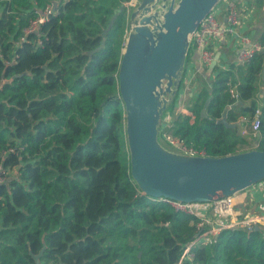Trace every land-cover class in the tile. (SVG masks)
<instances>
[{
    "label": "trees",
    "instance_id": "obj_1",
    "mask_svg": "<svg viewBox=\"0 0 264 264\" xmlns=\"http://www.w3.org/2000/svg\"><path fill=\"white\" fill-rule=\"evenodd\" d=\"M54 1L0 0V161L17 171L0 184V264H35L43 242L44 264H179L199 218L144 194L125 152L119 71L129 0H59L21 41L34 8ZM212 69L188 106L195 118L180 113L168 136L210 157L264 150V52ZM228 106L229 124L261 109L256 144L218 122ZM189 253L181 264H264V228L224 229Z\"/></svg>",
    "mask_w": 264,
    "mask_h": 264
},
{
    "label": "water",
    "instance_id": "obj_2",
    "mask_svg": "<svg viewBox=\"0 0 264 264\" xmlns=\"http://www.w3.org/2000/svg\"><path fill=\"white\" fill-rule=\"evenodd\" d=\"M153 1L142 0L129 16L132 31L122 50L119 71L131 149V172L136 183L144 194L153 198L205 203L232 196L261 182L264 180V150L254 149L224 157L183 158L161 148L158 126L169 106L167 96L171 98L176 94L189 37L221 0H179L177 6H170L164 13L163 25L151 29L148 24L155 16L139 20L137 15L139 10H151L149 4ZM175 79L176 88H173ZM231 107L225 109L218 122L229 127L240 126V123L227 122ZM46 248L43 242L39 253L31 252L35 264H44L42 258Z\"/></svg>",
    "mask_w": 264,
    "mask_h": 264
},
{
    "label": "built area",
    "instance_id": "obj_3",
    "mask_svg": "<svg viewBox=\"0 0 264 264\" xmlns=\"http://www.w3.org/2000/svg\"><path fill=\"white\" fill-rule=\"evenodd\" d=\"M59 0L47 4L43 8L35 7V17L30 21V24L24 29L25 36L21 38V41L25 40L26 36L34 31H37L40 26L45 23L50 15L54 14L55 9L58 5ZM142 0H129L125 3V7L129 14H132L138 7ZM179 0H154L149 4L151 10L143 11L139 10L137 18L140 20L144 16L155 17L148 26L153 29L154 26H162L164 21V13L168 11L170 6H177ZM219 5V4H218ZM218 5L201 21L196 30L189 37L188 48H193L199 51L200 59L204 67L216 65L218 60L215 51L214 43L220 39H225L228 35L238 34L243 24V19L240 11L235 7L228 8L226 15L223 20H220L217 11ZM143 13V15H140ZM132 25L130 21L127 24L124 47L127 45L129 34L132 31ZM241 39V46L238 47L237 51V62L238 64H245L251 60L257 52H264V46L260 43L252 40V37L247 34L239 35ZM230 94L236 101L239 99V93L236 86L230 88ZM168 103L173 100V96L168 95ZM169 113V106L164 110L163 114ZM260 115L261 109L258 108L249 122L242 120L240 126L242 128V134L251 135L256 134L260 128ZM164 116V115H163ZM162 116V117H163ZM194 119V118H193ZM170 144L180 147V150L184 153L192 156H206L204 153H199L193 149H188L179 143L177 139L168 138ZM14 147L9 148V152H15ZM6 152L5 154L9 153ZM4 154V155H5ZM10 172L16 174V170H10L0 161V184L6 183L12 177ZM260 190H264V180L253 185ZM252 187V186H251ZM164 201L170 203L175 210L188 213L190 215L199 218L197 223L198 236L189 244L186 248L180 263L183 259L190 257V249L196 243H210L212 242L224 229L230 228H243L248 231L255 230L256 227L264 228V201L257 203L253 209L249 210L246 214H242L236 208V202L234 195L222 198H216L211 202L205 203H186L181 201H174L164 199Z\"/></svg>",
    "mask_w": 264,
    "mask_h": 264
},
{
    "label": "crops",
    "instance_id": "obj_4",
    "mask_svg": "<svg viewBox=\"0 0 264 264\" xmlns=\"http://www.w3.org/2000/svg\"><path fill=\"white\" fill-rule=\"evenodd\" d=\"M219 4L221 5H218L217 11L219 12L218 17L220 20L224 19L228 8L235 7L240 11L242 15L243 24L238 34L228 35L225 39H220L214 43L218 58V60L216 61V65L204 67L200 59L199 51L196 49L193 50V55L191 57L190 63L187 66V69H189V73L190 70L192 72L195 71L200 80H206V83L210 82V84L217 74V72L214 71L212 67L218 66L222 69H225L231 64H238L237 51L238 47L241 46V39L239 35H250L253 41L259 43V38L262 34V30L264 29V0H221ZM210 78L212 79L208 81ZM175 108L176 109L172 111L170 106V114H163V117L165 118L163 119V124H166V126L173 124V122L179 115L177 113L180 110L179 105L176 104ZM170 115L172 117V122L171 124H168ZM250 123L251 122H248L247 124ZM245 193H247L250 201H252L251 206L252 204H254V206H257V203L264 201V190H260L255 186L249 187L248 191H246ZM236 195L237 193L234 194V198H236ZM187 259H190V257H188Z\"/></svg>",
    "mask_w": 264,
    "mask_h": 264
},
{
    "label": "rangeland",
    "instance_id": "obj_5",
    "mask_svg": "<svg viewBox=\"0 0 264 264\" xmlns=\"http://www.w3.org/2000/svg\"><path fill=\"white\" fill-rule=\"evenodd\" d=\"M219 5H221V4H219ZM127 14H129V13H127ZM129 16H131V14H129L126 17L125 26L129 22ZM125 29H126V27H125ZM123 34H125V32ZM180 74H181L180 76H182V70L180 71ZM211 79L212 78H210L208 81H210ZM177 80H178V78H177ZM177 80L176 79L174 80L173 88H176L175 82H177ZM204 85L209 86L210 82L206 83V80L205 81L203 79L200 80L195 71L192 72L190 70V73H189V69L186 70L185 82L183 84V88L181 90L180 96L178 97V99L176 101V104H178L180 107V110L177 112L178 114L190 113V115L192 116V119L195 118V114L190 112L188 106L190 105L191 100L196 95H198L202 92ZM169 108H170V105H169ZM163 119H165V118L161 117L160 124L158 126L159 127L158 142H159L161 148L170 155H174L177 157H183V158H194V156L180 151L176 146L169 143L168 138H170V137L168 136V133H167L168 130L166 131V129H165L166 124H163L164 123ZM243 120H245L246 122H249L251 120V118L246 117ZM171 122H172V117L170 115L168 124H171ZM126 124H127V118H126ZM124 135H125V141H126L125 152L127 154H129V156L131 157V149H130L129 142H128V134H127L126 127L124 129ZM248 137H249V139L252 140V142H254V144H256L259 141V132H257L256 134H251ZM246 147H249V146H246ZM10 175H12V172H10ZM246 191H248V188L245 190H242V192H240V193L238 192L236 195V198H235L236 199V205L235 206H236L237 210H239V212H242V214H246L250 209L252 210L254 207V204H252V206H251L252 201H250L249 196L247 195V193H245ZM247 208H248V210H247Z\"/></svg>",
    "mask_w": 264,
    "mask_h": 264
}]
</instances>
